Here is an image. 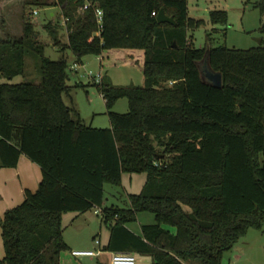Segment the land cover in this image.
<instances>
[{"label":"trees","instance_id":"1","mask_svg":"<svg viewBox=\"0 0 264 264\" xmlns=\"http://www.w3.org/2000/svg\"><path fill=\"white\" fill-rule=\"evenodd\" d=\"M91 1L104 11L100 35L94 11L79 10L82 0H57L68 18L62 50L77 63L87 54L126 52L145 84L94 81L111 127H93L64 100L68 60L45 56L32 22L21 36L0 38V76L9 80L0 83V167H16L25 154L42 170L38 189H26L0 223L3 262L62 264L69 249L63 214L102 207L111 222L103 250L149 255L148 264H223L250 228L264 231V45L195 47L188 31L204 20L189 16L188 0ZM254 6L264 15V0ZM161 9L175 25L158 22ZM210 17L228 22L226 10ZM45 28L58 45L59 25ZM29 54L39 58L41 82H10L25 74ZM207 54L222 87L202 77ZM119 98L128 99V112L112 109ZM125 172L147 174L142 190L129 194V208L105 206V185H120ZM142 212L155 222L136 234L127 224Z\"/></svg>","mask_w":264,"mask_h":264},{"label":"rangeland","instance_id":"2","mask_svg":"<svg viewBox=\"0 0 264 264\" xmlns=\"http://www.w3.org/2000/svg\"><path fill=\"white\" fill-rule=\"evenodd\" d=\"M38 1L40 4L24 6L22 0H8L9 5L18 4L19 6L22 4L21 16L13 19L9 24L0 23V38L7 37L9 31L12 33L11 35L17 34L19 36L23 31L24 22H32L38 40L45 45V56L51 60H59L65 56L68 60V84L71 87V92L64 96L66 104L74 107L80 113L85 124L93 127L110 126L106 101L94 81L97 82L98 78L102 77L104 81L118 86L144 85L145 76L142 69L128 63L129 57L126 52L115 49L107 50L99 55L87 54L83 57L82 63H77L75 55L69 48L62 50V47L68 43V31L64 22L63 11L57 5V0ZM255 2L256 0H188L189 16L204 20L203 25L188 31L194 46L197 48L227 46L248 49L264 45V32L261 30L264 25V15L259 8L254 6ZM34 9H37L39 13L31 15L30 12ZM212 10H226L228 22L226 24H213L210 17ZM52 13L54 14L52 15ZM48 23L54 26L59 25L58 38L60 43L58 45L54 43L52 35L45 28ZM41 79L39 58L34 54H29L26 60L25 74L16 76L10 82L39 83ZM6 81L9 80L0 76V83ZM169 84L171 85L172 82ZM112 109L120 113L128 112V99L119 98ZM146 179L147 174L144 172L123 173L120 185L110 183L105 185V199L108 198L105 200V204L121 208L128 207L129 194L139 193ZM5 198L0 196V209L5 206ZM76 214L77 211H69L63 214L64 237L70 244L69 249L61 254V259L64 260L67 258L74 259L71 249L90 248L97 251L94 237L103 244L107 229L111 224L110 221L101 220V212L95 213L93 210L74 221ZM3 218L1 216L0 219L3 220ZM139 222H155L154 214L149 212L139 214L138 221L133 226H138ZM5 254L2 226L0 225V264H8L3 262ZM105 255L109 258V261H104L105 263H101L100 260L103 256L99 258L83 256L80 258L81 262L77 261L74 264H110L111 255L109 253ZM136 256L137 264H148L152 261V257L148 255L136 254ZM223 264H264V231L250 228L234 248L225 252Z\"/></svg>","mask_w":264,"mask_h":264},{"label":"crops","instance_id":"3","mask_svg":"<svg viewBox=\"0 0 264 264\" xmlns=\"http://www.w3.org/2000/svg\"><path fill=\"white\" fill-rule=\"evenodd\" d=\"M21 10H22V4L19 6L18 4L9 5L8 0H6L0 6V23H4V24L11 23L13 19L17 18L18 16L19 17L21 16ZM53 14L54 13H52V15ZM11 34L12 33L9 31L7 36L19 37L22 35V33L19 36L17 34L16 35H11ZM101 127H105V126H101ZM108 127H111V124ZM41 179H42L41 167L25 154H21L19 158V162L16 167H0V196H4V198L6 197L4 202L5 206H3V209L2 208L0 209V218L1 216L4 217L7 210L11 209V207L13 208L19 205L24 200V193L26 189H30L31 191H36L39 187ZM105 200H108V198ZM105 203L106 202H104V205L108 206ZM128 204L129 205L126 208L130 207V202ZM93 210L95 213L101 212L102 214V207H95L83 213L77 212L76 217L73 220L75 221L76 219L85 216L86 214L92 212ZM143 213L144 212L139 214H143ZM139 214H137V218L135 221H132L127 224V227L136 234H140L142 232L143 225L154 223V222H147V223L139 222V225L134 227L133 224L136 221H138ZM101 220H103L102 215H101ZM1 222L2 220L0 219V223ZM99 226L101 228V225ZM110 236H111V224L110 227L107 229L105 242L102 244V242L100 241L99 245L94 242L97 245L96 249L101 250V253L98 256H96L98 258L103 256L100 258L101 263L102 262L105 263L104 261H109V258L106 257L105 254L109 253L111 255L112 251L103 250V248L108 244L110 240ZM95 239L96 237H94V241ZM68 245L70 247V244ZM81 249H90V248H81ZM238 249H242V248H238ZM71 250H75V249H71ZM72 258L74 259H68V258L66 260L62 259V264L70 263V262H71L70 264H74L77 261L81 262L80 260L81 257L72 255Z\"/></svg>","mask_w":264,"mask_h":264},{"label":"built area","instance_id":"4","mask_svg":"<svg viewBox=\"0 0 264 264\" xmlns=\"http://www.w3.org/2000/svg\"><path fill=\"white\" fill-rule=\"evenodd\" d=\"M82 4L79 8L80 11H85L88 9H92L96 16L98 30L96 32L97 35H100L103 27H104V11L101 7L98 6L97 3L91 0H82ZM39 11L34 9L30 12L31 15L38 14ZM156 15V12L153 13ZM68 18L64 16V22L66 24ZM102 77H99L97 82H101ZM98 212V211H97ZM95 243L99 245L100 241L98 239L95 240ZM101 253V250H92V249H75L72 250V255L77 257L83 256H98ZM110 264H137V256L134 252L130 250H115L111 252V261Z\"/></svg>","mask_w":264,"mask_h":264},{"label":"water","instance_id":"5","mask_svg":"<svg viewBox=\"0 0 264 264\" xmlns=\"http://www.w3.org/2000/svg\"><path fill=\"white\" fill-rule=\"evenodd\" d=\"M157 20L159 23H171L173 25L176 24L174 16H169L164 9H161L157 16ZM199 67L201 69L203 79L211 83L216 87L223 86V77L222 73L219 71H214L209 64L208 54L205 56L202 62L199 63Z\"/></svg>","mask_w":264,"mask_h":264}]
</instances>
